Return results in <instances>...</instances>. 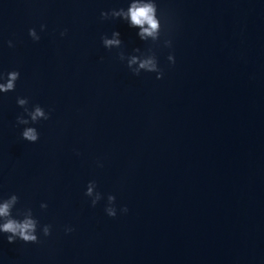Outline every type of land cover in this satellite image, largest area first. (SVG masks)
Segmentation results:
<instances>
[{
    "label": "water",
    "instance_id": "1",
    "mask_svg": "<svg viewBox=\"0 0 264 264\" xmlns=\"http://www.w3.org/2000/svg\"><path fill=\"white\" fill-rule=\"evenodd\" d=\"M156 3L154 44L100 19L129 0H0V72H20L0 92V196L52 225L39 243L0 233V264H264V0ZM114 30L126 54L152 48L163 78L105 48ZM18 96L51 109L27 125L37 142Z\"/></svg>",
    "mask_w": 264,
    "mask_h": 264
},
{
    "label": "clouds",
    "instance_id": "2",
    "mask_svg": "<svg viewBox=\"0 0 264 264\" xmlns=\"http://www.w3.org/2000/svg\"><path fill=\"white\" fill-rule=\"evenodd\" d=\"M158 6L156 0H129V5L125 9L112 8L110 10H101L100 19L106 20L109 18H120L124 20L130 27L137 28V35L142 41L151 40L154 44L160 39L163 25L161 18L157 14ZM46 29L45 24L40 25V30ZM29 36L34 41L40 40V35L36 29H28ZM67 34V29H63L60 32L61 36ZM119 31H113L111 37L107 34H102L100 39L103 46L107 49L117 48L121 49L118 52V58L121 61H126L128 69L132 74L139 76L141 71L155 72L157 79L163 78V70L159 67L158 59L155 51L152 48H148L146 51H142L139 47L133 49L132 54H126L122 49L123 41L120 38ZM8 46L14 47L13 41L8 40ZM164 46L171 47L172 41L165 39L163 41ZM167 59L174 64L175 56L169 53ZM20 78L19 70H11L7 73L0 72V92L14 91L16 88V81ZM17 104L23 108V113L17 115V125H26L21 132V138L29 142H37L39 140V132L36 127L27 126L30 124H36L41 119L48 120L51 115V109L45 111L44 107L39 104H34L29 107V99L27 97H17ZM102 166V165H100ZM96 181L90 180L87 184L85 196L91 198V204L93 207L103 198L102 193L96 191ZM20 197L16 193L8 195L6 198L0 196V233L7 234L6 238L8 243H14L18 239L24 243H39L40 238L37 234L39 228L42 234L47 237L51 235L52 225L44 224L40 225L37 217L34 216L31 207L23 209H16V215H13V209L19 203ZM116 197L113 194L107 196V205L105 212L110 217L117 215V208L115 206ZM41 209L48 207L46 202H41ZM120 211L127 213L128 208L126 205L120 208ZM66 232H72V227H66Z\"/></svg>",
    "mask_w": 264,
    "mask_h": 264
}]
</instances>
